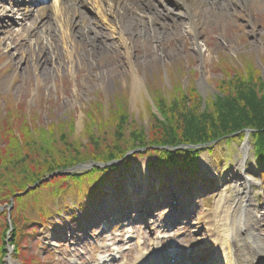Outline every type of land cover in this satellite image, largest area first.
<instances>
[{
    "label": "rangeland",
    "instance_id": "obj_1",
    "mask_svg": "<svg viewBox=\"0 0 264 264\" xmlns=\"http://www.w3.org/2000/svg\"><path fill=\"white\" fill-rule=\"evenodd\" d=\"M0 1L5 5L13 2V0ZM54 1L48 0L41 5L48 8ZM64 1L68 7L66 12H71L72 6L78 11L70 19L74 26L72 28L67 26L64 30V32L68 30L74 32V41L79 45L74 48L75 51L70 52L69 47L67 50L64 49L68 44L64 45V42L68 40L60 29H57L53 39L50 37L44 39L41 32H28L29 21L32 19L25 20V27L20 29L19 24L14 23L19 21L17 15L13 21L12 18L11 21L2 18L11 26L10 35L14 38L13 43L9 44V41L4 42V37L0 35V116L4 114L8 105L13 106L14 115L22 110L28 116L32 108L36 109L39 115L36 123L39 125L67 120L71 116L75 119L73 137L84 143L86 142V138L82 136L84 112L96 102L101 103L104 117H107L108 113L112 114L110 112L116 108L117 100L127 110L131 128L139 126L147 128L150 115L153 113L149 103L156 89L164 93L169 92L177 81L187 88L192 83L202 102H205L208 96H217L218 88L229 81L231 69L234 73L239 69L243 71L250 61L264 80V0H226L227 5L221 9L205 12V16L199 14L197 19L201 23V35L198 41L203 49L199 56L191 49V41L186 34H182L177 39L175 37L178 36L175 32L172 33V30L165 33L157 32L153 36L150 31L145 35L148 39L136 38L131 30H126L132 29V17L128 14L122 19L121 28L125 33L128 31L127 34L130 32L132 39L135 38L131 45L133 59L129 62L123 57V48L116 40L118 35L114 25L119 26H116L112 16L107 14L110 23H102L96 16L95 5L81 0H72L73 3L70 2L71 0ZM23 2L24 7H32L29 3ZM153 2L164 14L166 8L171 7L172 0L166 2L153 0ZM247 9L251 14V19H248L253 20L255 26L251 34L244 22ZM144 14L146 13L143 12ZM184 16L182 21H179L180 25L186 24ZM83 18L90 21L89 27L92 32L90 31L88 36L86 33L80 35L76 26ZM134 20L138 21L136 17ZM47 22L50 23V19H47ZM92 22H96L97 25H92ZM94 34L107 37L106 44L111 42L105 48L106 52L100 56L96 54L98 47L90 48L87 44L85 48L81 47V44L94 40ZM154 37L162 39L161 46L156 49L161 55L159 60L151 53ZM48 40L49 44L46 43ZM41 42L46 47L48 44V47L42 46L43 49L37 50ZM26 43L31 47H27ZM111 47H117L116 51L110 49ZM69 54L72 56L71 59L67 56ZM135 79L140 81L136 87H134ZM244 142V140L217 142L210 151L201 150L198 153L199 173H196L193 180L190 177L188 179V176L184 177L194 187V192L186 193L181 188L180 197L177 195L180 203L178 212L184 213L185 210L186 213L178 222L172 219L165 190L168 188L167 185L170 187L172 184H177L175 172L157 173L147 167L143 158H138L137 162L129 166L128 171L129 174L133 172L135 175L141 174V182L134 178L133 181L128 182L129 184H124L116 191L104 185L105 189L101 187V193L91 196L93 198L88 199L86 201L88 204L81 208L84 220L81 226L73 225L72 231L74 234L83 232L81 235L84 237L85 231L88 230L94 239L91 240L92 245L75 237L69 243L54 239L57 235L62 238L65 223L61 224L60 220L65 219L63 217L66 216L70 218L72 211L77 212L74 209L78 207L76 206L79 203L78 199L84 191L71 190L63 197L53 199L52 213L57 215L55 218L51 216L40 218L36 214V211L42 208L41 205H36L39 204L37 200L47 194V188L27 193L20 197L22 200L18 202V206L10 210L14 213L22 211L19 215L22 218L20 223L23 231L20 241L25 245L22 250L25 251L26 256L34 257L36 262L39 259L41 264H126L127 262L131 264L138 255L139 248L150 251L152 244H155L162 251L173 248L177 255L184 257L194 251L193 258L189 257L183 261L186 264L189 261L192 264L209 262L212 264L217 246L214 208L222 198L227 204L233 202L235 195L242 191L243 174H249L254 185L251 199H254L253 204L256 205L254 208L262 219L263 225L260 231L261 239L264 241V182L254 166L249 140H247L248 153L243 165L245 169L242 168L240 163L243 158ZM86 169H88L86 166L77 167L71 172H82ZM116 175L117 173L112 174V177L116 178ZM120 186L121 184L117 185ZM176 189L178 186L175 187V192ZM124 196H128V200L124 204L122 202L116 204L115 199L120 201ZM147 196L151 216L144 225L137 216L140 212V204ZM8 200L9 203L15 202L13 197ZM5 204L2 205L4 208ZM68 206L70 209L67 208ZM57 209L59 211L55 212ZM0 213L7 214V209H3ZM113 213L119 215L125 213L123 222L118 223V215L114 216ZM30 216L31 219H25ZM32 219L40 220L41 225L35 226L30 222L24 224ZM127 223L130 225L132 238L125 241L126 238L123 237L127 235ZM139 239H141L140 243L137 244ZM107 259L112 260L106 263ZM10 261L13 264H26L14 254L10 257ZM5 264H9L8 258L5 259Z\"/></svg>",
    "mask_w": 264,
    "mask_h": 264
},
{
    "label": "trees",
    "instance_id": "obj_2",
    "mask_svg": "<svg viewBox=\"0 0 264 264\" xmlns=\"http://www.w3.org/2000/svg\"><path fill=\"white\" fill-rule=\"evenodd\" d=\"M230 73L229 81L218 88L217 96H208L205 102L192 83L186 90L181 89L178 81L169 92L154 90L152 99L160 117L151 113L147 133L141 126L131 128L129 114L117 100L116 108L107 117H104L101 103L96 102L84 112V143L73 137V117L39 125L36 109L32 108L28 116L22 110L14 115L13 106L8 105L0 116V205L9 204V198L53 172L80 163L120 160L136 148H145V151L125 157L121 168L127 167L134 157L142 156L148 159V167L160 171L163 168L187 170L190 166L195 169L197 153L152 147L204 144L229 135L235 138L243 129L255 130L250 135L254 159L260 172H264V80L251 61L243 71L239 69L234 73L231 69ZM119 172V164L94 166L80 173L53 176L37 184L28 194L47 188V194L36 204L42 206L36 211L37 216L45 218L52 211L53 199L63 197L71 190L84 191V196L88 197L103 181L111 180L112 174ZM20 200V197H14L13 210ZM13 210L10 211L9 243L16 255L22 256L18 240L22 211L14 213ZM3 214L0 213V264H4L7 254L6 239L10 228L7 216Z\"/></svg>",
    "mask_w": 264,
    "mask_h": 264
},
{
    "label": "bare ground",
    "instance_id": "obj_3",
    "mask_svg": "<svg viewBox=\"0 0 264 264\" xmlns=\"http://www.w3.org/2000/svg\"><path fill=\"white\" fill-rule=\"evenodd\" d=\"M81 1L95 5L94 7L97 10L96 16L102 23H110L107 18V14L112 16L115 20L116 26H119L115 27L114 25V29H116L115 31L118 35L116 40L120 42V45L123 48L122 55L126 62L133 59L131 56L133 51L131 45H133L135 40V38L132 39L130 36V32L127 34L129 30L134 33L136 38L143 37L147 39L148 36L145 37V35H148L150 31H152L153 36L156 35L157 32L165 33L168 30H172V33L175 32V35L178 36L175 37L177 39H179L182 34H186L191 41L190 44L193 52H195L197 56L201 55L203 49L200 41H198L201 35V23L199 19H197L198 15L201 14L202 16H205V12H213L217 9H221L224 5H227L226 0H172L171 7H173V9L171 7H167L165 13L163 14V12L156 8L153 0H108L109 2H106L107 0ZM164 1L166 2L167 0ZM45 2H47V0L41 1V3ZM174 8L177 10L175 11ZM31 9H34V12L28 11L26 7H22L19 4L5 5L2 1H0V35L4 37V42L9 41V44L13 43L12 39L14 37L12 38L10 35L11 26H9L8 22L4 21L2 18H6L9 21H11L12 18L13 21L14 18H16L15 15H17V19L19 21L14 23L19 24L20 29L25 27V20L32 19V21H29L30 28L28 29V32H41L44 39L49 37L53 39L56 35L55 33L57 29H60L62 33L66 35L68 40L64 42V45L68 43L67 46L65 45L66 48L64 47V49L67 50V47H69L70 52L71 50L75 51L74 48L79 45L74 41V32L72 30L64 32L67 26L71 28L74 26L70 21V19L75 16L76 12H78L74 6L71 7V12L68 13L66 12L68 7H66L65 1L55 0L53 5L48 8L38 4ZM143 12L146 14L143 15ZM128 14L132 17V29H126L128 31L125 33L121 28V22ZM183 16L184 19H186V26L183 25V23L181 25L179 24V21H182ZM245 16H247V14H245ZM245 16L244 22L251 34L254 32L255 26L253 24V20H248ZM135 17L139 22L134 20ZM47 19H50V23H46ZM42 20L45 21L42 22ZM89 24L90 21L85 18H83L80 23L78 22V24H76L80 35H85L86 33V36H88L90 31L92 32ZM92 25H97V23L92 22ZM122 25L124 26V24ZM105 29L107 30V28ZM107 32L109 33V30H107ZM94 35V40L81 44V47L85 48L86 44L89 45L90 48L98 47L96 54L100 56L106 52L105 48H107V45L111 44V42L106 44L107 37L105 38L104 35L101 37L97 34ZM111 39L115 40L112 37ZM161 40L162 39L160 37H154V39H152L154 46L151 53H153L155 59L157 60L161 59L160 52H156V49H158V47L162 44ZM46 43L49 44L50 41L48 40ZM26 44L27 47H31L29 43ZM42 46L44 47L45 45H42V42L39 43L37 50L43 49ZM47 47L45 46L44 48ZM110 49L116 51L117 47H111ZM67 56L68 58L70 57V59L72 57L71 54ZM46 60L48 61L49 59L47 58ZM139 82V80L135 79L134 87H136ZM242 151L243 160H241L242 162L240 164L243 168L246 160L245 156L247 155L245 146ZM246 191L247 190L244 189V193H246ZM252 202L254 201L246 200L243 194L241 196L240 192L234 197L232 203L227 204L224 198L219 200L218 205L214 208L213 217L216 218L217 224L216 242L220 241L219 239L221 238V243L218 244L216 254L213 256L212 264H264V257L258 258L257 254L252 253V244L250 242L252 237L255 238V250L264 253V241L261 239L262 234L260 232L263 225L262 219H260V216L257 215ZM146 256L147 258L138 257L136 259V263L142 264L149 259L151 260L150 263L153 264V254H147ZM158 261L163 263L161 260ZM8 263L13 264L10 260Z\"/></svg>",
    "mask_w": 264,
    "mask_h": 264
},
{
    "label": "water",
    "instance_id": "obj_4",
    "mask_svg": "<svg viewBox=\"0 0 264 264\" xmlns=\"http://www.w3.org/2000/svg\"><path fill=\"white\" fill-rule=\"evenodd\" d=\"M93 165H103V164H101V163H91L90 165H88V166H93ZM77 167H85L84 165H79V166H77ZM76 168V167H75ZM74 169V168H73ZM72 170V169H71ZM65 171V170H64ZM64 171H62V172H55V173H53V174H51L50 176H52V175H58V174H62V173H64ZM50 176H48V177H50ZM48 177H46L44 180H46ZM34 186L35 185H33V186H31L30 188H34ZM29 190V187L24 191V192H22L21 193V195H23V194H25L27 191Z\"/></svg>",
    "mask_w": 264,
    "mask_h": 264
}]
</instances>
